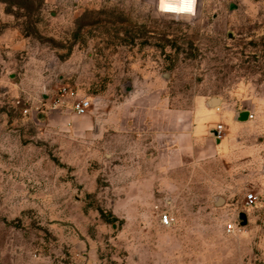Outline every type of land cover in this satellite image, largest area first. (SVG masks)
Masks as SVG:
<instances>
[{
    "label": "rangeland",
    "instance_id": "obj_1",
    "mask_svg": "<svg viewBox=\"0 0 264 264\" xmlns=\"http://www.w3.org/2000/svg\"><path fill=\"white\" fill-rule=\"evenodd\" d=\"M212 98L238 166L147 159L151 105ZM0 264H264V0H0Z\"/></svg>",
    "mask_w": 264,
    "mask_h": 264
},
{
    "label": "crops",
    "instance_id": "obj_2",
    "mask_svg": "<svg viewBox=\"0 0 264 264\" xmlns=\"http://www.w3.org/2000/svg\"><path fill=\"white\" fill-rule=\"evenodd\" d=\"M208 101L198 102L193 109L151 105L142 122L148 134L144 141L147 159L171 170L216 158L230 161L231 169L238 166L236 162L251 151L240 145L250 129L249 118L238 120L243 111L225 106L220 100L216 106H209ZM218 125L223 129L216 139L211 133Z\"/></svg>",
    "mask_w": 264,
    "mask_h": 264
},
{
    "label": "built area",
    "instance_id": "obj_3",
    "mask_svg": "<svg viewBox=\"0 0 264 264\" xmlns=\"http://www.w3.org/2000/svg\"><path fill=\"white\" fill-rule=\"evenodd\" d=\"M63 93L65 95H68V92L66 90V88L62 89ZM93 105V101L89 98H81V99H77L74 100L71 103V111L73 112L74 115L80 117V116H84L88 110L92 107ZM248 118L251 119L252 118V114L250 112H248ZM222 125H218L216 128V137L219 138L221 137V132H222ZM256 200V196L254 194H248L245 197V204L246 206H251ZM160 221L163 225H169L170 223V219L166 214H163L160 218ZM227 230L231 231L234 230V225H228L227 226Z\"/></svg>",
    "mask_w": 264,
    "mask_h": 264
},
{
    "label": "water",
    "instance_id": "obj_4",
    "mask_svg": "<svg viewBox=\"0 0 264 264\" xmlns=\"http://www.w3.org/2000/svg\"><path fill=\"white\" fill-rule=\"evenodd\" d=\"M218 99L217 98H212L208 101V105L209 106H216L218 104ZM238 120H246L248 118V112L247 111H243V112H240L239 115H238ZM211 134H213V136L218 139L216 137V131H213ZM242 215V214H241Z\"/></svg>",
    "mask_w": 264,
    "mask_h": 264
},
{
    "label": "flooded vegetation",
    "instance_id": "obj_5",
    "mask_svg": "<svg viewBox=\"0 0 264 264\" xmlns=\"http://www.w3.org/2000/svg\"><path fill=\"white\" fill-rule=\"evenodd\" d=\"M243 218H244V216H242V215L239 216V219H242L243 220Z\"/></svg>",
    "mask_w": 264,
    "mask_h": 264
},
{
    "label": "bare ground",
    "instance_id": "obj_6",
    "mask_svg": "<svg viewBox=\"0 0 264 264\" xmlns=\"http://www.w3.org/2000/svg\"><path fill=\"white\" fill-rule=\"evenodd\" d=\"M216 202H218V200H216Z\"/></svg>",
    "mask_w": 264,
    "mask_h": 264
}]
</instances>
